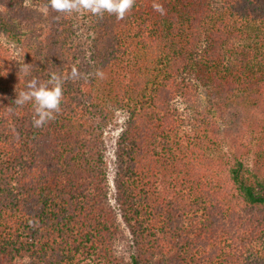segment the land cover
I'll list each match as a JSON object with an SVG mask.
<instances>
[{
  "label": "trees",
  "instance_id": "16d2710c",
  "mask_svg": "<svg viewBox=\"0 0 264 264\" xmlns=\"http://www.w3.org/2000/svg\"><path fill=\"white\" fill-rule=\"evenodd\" d=\"M47 3L0 0V264H264V0ZM51 73L61 111L35 128L14 101Z\"/></svg>",
  "mask_w": 264,
  "mask_h": 264
},
{
  "label": "clouds",
  "instance_id": "9594fccd",
  "mask_svg": "<svg viewBox=\"0 0 264 264\" xmlns=\"http://www.w3.org/2000/svg\"><path fill=\"white\" fill-rule=\"evenodd\" d=\"M136 0H48L47 9L57 13L56 20L60 19L59 14H91L103 18L105 14L115 16L117 20H123L132 11ZM154 10L161 15L165 14L163 5L154 3ZM46 9V10H47ZM27 67V64L24 65ZM98 77H103L101 71L95 73ZM81 73L73 67L71 79H78ZM65 79L57 73H51L46 82H39L33 77L26 84V90L17 93L14 104L23 107L27 103H33L34 116L32 125L41 128L50 121L56 119V114L61 111L63 100V85Z\"/></svg>",
  "mask_w": 264,
  "mask_h": 264
},
{
  "label": "rangeland",
  "instance_id": "374dc122",
  "mask_svg": "<svg viewBox=\"0 0 264 264\" xmlns=\"http://www.w3.org/2000/svg\"><path fill=\"white\" fill-rule=\"evenodd\" d=\"M0 41L3 42L6 46L13 47V44H11L9 41H7L5 38H0ZM126 120V115L122 112H117L116 118L114 120V123L109 127L105 134L106 142H107V153H106V161L108 164V176L110 181V198L113 203L114 201V175H115V147H116V141L117 138L121 132V129L123 128ZM252 160V159H251ZM250 160V161H251ZM250 164H252L250 162ZM129 245L130 242L128 239H123L122 241H118L116 244V250L119 255L122 256H129Z\"/></svg>",
  "mask_w": 264,
  "mask_h": 264
}]
</instances>
